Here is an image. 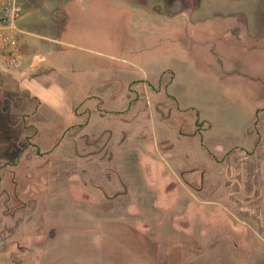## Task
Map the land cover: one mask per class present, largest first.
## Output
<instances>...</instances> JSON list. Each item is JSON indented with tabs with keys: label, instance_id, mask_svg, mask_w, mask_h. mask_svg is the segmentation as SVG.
<instances>
[{
	"label": "rangeland",
	"instance_id": "obj_1",
	"mask_svg": "<svg viewBox=\"0 0 264 264\" xmlns=\"http://www.w3.org/2000/svg\"><path fill=\"white\" fill-rule=\"evenodd\" d=\"M71 2L19 0L26 74L0 71V231L15 227L0 237V264H264L258 79L224 85L174 43L167 32L181 21L171 9L187 2L87 0L74 22ZM185 9L193 23L242 17L250 36L263 35L264 71V0H195ZM35 54L43 59L30 69ZM166 69L176 97L157 77ZM136 82L146 88L124 123L130 113L110 111L129 103L119 94L132 96ZM159 98L194 116L196 133L180 130L179 116L160 117ZM82 100L85 111L75 106L72 116ZM104 129L115 132L113 144L88 154L85 137Z\"/></svg>",
	"mask_w": 264,
	"mask_h": 264
},
{
	"label": "crops",
	"instance_id": "obj_2",
	"mask_svg": "<svg viewBox=\"0 0 264 264\" xmlns=\"http://www.w3.org/2000/svg\"><path fill=\"white\" fill-rule=\"evenodd\" d=\"M86 2L87 0H72V2L69 4L71 6L69 7H71L72 10H74V12L72 11L69 14L70 21L72 22L77 21L76 16H77V12L80 10L79 9L80 5H84ZM171 12H173V16H176L175 19H177V17L180 16L178 20H180L181 23L177 25L175 24L176 27H174L173 30L168 31L167 34L174 39L175 44H179V42L181 41L180 45H182L183 48H185L184 52L186 56L191 58V60L194 63L200 62L205 66H207L209 69H211L210 71L216 75V78L220 80V82L223 83L224 85L229 84L231 78L245 77L243 78V80L249 81V83H254L255 79H258L257 81H259L261 86L264 88V76H262V73L264 71L262 72V70H260L262 59L261 56L256 54L257 49L260 50V46L258 42H260V37H263V35H261L260 33V35H258L257 37L250 36L246 29V23L242 17L239 16L224 17L221 15H217L205 21H197L196 23H193L189 18L188 14H186L185 8L183 7L172 8ZM174 36L179 42L176 41ZM65 43L70 45V43L72 42L66 41ZM78 47L81 48L83 46H78ZM22 50H24L23 46H22ZM36 56H38V54H35L33 59L31 58V61L29 63L30 69H33L34 67L39 65V62H37L34 65V63L36 62L34 61V58ZM21 69L19 71L18 76L24 77L26 71H23ZM168 70L171 69H166L160 72L157 77L159 78L161 85L163 82L166 91H170L167 93L176 97L177 91H174L173 87L170 86L172 81H169V83H164L163 80L164 77L162 78V76L164 75L163 73L165 71L167 72ZM26 82L29 83L28 86L31 90V93L35 96H39L37 92L36 79L34 77H31L28 78ZM246 85L249 86L247 88L245 87L247 90L248 88L252 87L253 89H255L256 87V85L254 84L253 85L246 84ZM145 88L146 86L144 82H140L138 84L136 82L132 86H130L129 84V89L135 91L136 94L131 93L132 95L130 96L131 98L127 96L130 95V93L124 92L119 94L121 96L119 97L120 98L119 100L121 102L122 101L124 102V100L128 101V99H130L129 103L127 105L123 104L122 107L120 105H117L116 106L117 110L112 109L110 112H116V113L128 112L130 113V115L128 117L122 116V118L123 120L125 119L124 123L131 121L134 116L133 113L134 107L133 104H131V101L134 99L133 96L136 95L143 96L141 90H144ZM259 96H263V94H260L259 92ZM90 101L91 100H89V102ZM97 101H94V103H97L98 105L99 103ZM163 101L167 103L161 109V111L165 114L164 115L162 113L163 119H170L172 117L179 116V120L181 123L179 129L183 130L187 128L190 130V132L196 133L197 120H195L194 116L189 115L188 117L187 112H185V110L182 107H180L179 104L171 105L168 99H163ZM76 103H74L75 105H73L72 108V112H71L72 116L77 115L74 113L75 106H79V108L80 107L83 108L84 101L82 100ZM83 111H85L84 108ZM149 111H152V109L150 108ZM107 112H109V110ZM185 117H188L190 119L189 120L190 123L187 122L188 120H186ZM117 118L120 120L119 116H117ZM148 119H150V117ZM127 128H132V127L129 126ZM109 130L112 132L111 134L112 138H114L116 135L115 132H113L111 129H107L106 131ZM185 134H183L182 137H190L192 135L191 133H187V135ZM172 138L173 137L170 134H164L162 139L165 141L164 142L165 149L169 150L172 148L170 147V143L173 142Z\"/></svg>",
	"mask_w": 264,
	"mask_h": 264
},
{
	"label": "built area",
	"instance_id": "obj_3",
	"mask_svg": "<svg viewBox=\"0 0 264 264\" xmlns=\"http://www.w3.org/2000/svg\"><path fill=\"white\" fill-rule=\"evenodd\" d=\"M22 16L19 0H0V71L11 73L24 65L21 36L16 22ZM42 60L34 58V65Z\"/></svg>",
	"mask_w": 264,
	"mask_h": 264
},
{
	"label": "flooded vegetation",
	"instance_id": "obj_4",
	"mask_svg": "<svg viewBox=\"0 0 264 264\" xmlns=\"http://www.w3.org/2000/svg\"><path fill=\"white\" fill-rule=\"evenodd\" d=\"M193 1H195V0H182V2H183V4L184 3H186L187 2V4H188V2H190V3H192ZM187 4H184V6L186 7V5ZM192 5V4H191ZM184 7V8H185ZM257 75V74H256ZM262 76H264V72L262 73ZM149 101V100H148ZM167 103L165 102V101H163L162 99H160L159 100V103L158 104H156V105H154V111H156L157 113H159V116L160 117H162L163 116V112L161 111V109L166 105ZM145 105V104H144ZM147 105H148V107H150L151 108V106H150V102L149 103H147ZM163 113V114H162ZM165 115V114H164ZM150 116L148 115V118H149ZM107 129H104V130H102L101 132V134L99 135V136H97V137H95L92 141H88V139H86V137H85V135H83L82 137H85V140H84V144L85 145H88V146H90L91 148H93V149H91L90 151H88V154H91V153H98V152H102V151H104V150H108L110 147H111V145L113 144L112 143V132L109 130V131H106ZM106 133H108L109 135L106 137V139L105 140H103L104 139V135L106 134ZM88 136H89V134H88ZM162 141V144L165 142L163 139L161 140ZM31 144H35V143H31ZM75 144H78V142H75ZM108 145H109V147H108ZM173 145H172V143H170V147H172ZM51 151V150H50ZM49 151V152H50ZM164 180H165V182H164V184L165 185H167V184H169V186H171V185H175V181H173V179H169V177L168 176H165L164 177ZM174 187V186H173ZM18 222L19 221H17L16 222V226H17V224H18ZM14 229H15V227L14 228H10L9 229V231L10 232H8L6 235H5V232H7V230H5V229H2L1 231H0V237H3V236H5L4 238H6L8 235H11V233H13L14 232ZM12 252H14V251H12Z\"/></svg>",
	"mask_w": 264,
	"mask_h": 264
}]
</instances>
